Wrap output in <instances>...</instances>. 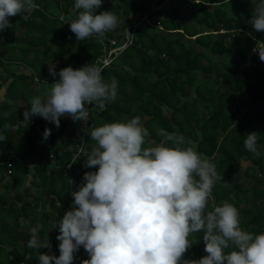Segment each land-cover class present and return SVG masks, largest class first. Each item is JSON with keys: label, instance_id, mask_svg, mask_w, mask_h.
Segmentation results:
<instances>
[{"label": "trees", "instance_id": "obj_1", "mask_svg": "<svg viewBox=\"0 0 264 264\" xmlns=\"http://www.w3.org/2000/svg\"><path fill=\"white\" fill-rule=\"evenodd\" d=\"M74 2L35 0L39 8L27 21L24 13L9 17L12 27L0 31V132L7 138L0 142V264H36L39 252L59 256V230L52 224L72 206L71 192L84 182V173L98 170L84 167L95 146L84 129L135 116L149 130L148 140L161 142L157 128L178 132L216 165L222 180L207 210L228 201L239 210L243 229L264 232V62L252 53L264 32L248 23L259 0H102L96 14L113 11L118 27L84 40L67 24L69 16L75 18ZM128 27L132 43L102 73L106 82L118 81L117 98L103 110L96 107L85 128L67 115L59 128L40 116H32L27 128L15 127L32 97L46 98L36 83L51 87L59 80L49 74L50 63L59 73L96 62L105 54L104 43H122ZM251 132L261 135L258 158L244 147ZM33 164L28 187L24 177ZM69 179L77 184L70 186ZM13 185L18 189L11 197L7 189ZM26 221L29 229L22 228ZM37 224L52 250L27 247ZM202 235L189 237L193 245L184 259L207 255ZM85 259L81 246L73 264Z\"/></svg>", "mask_w": 264, "mask_h": 264}, {"label": "clouds", "instance_id": "obj_2", "mask_svg": "<svg viewBox=\"0 0 264 264\" xmlns=\"http://www.w3.org/2000/svg\"><path fill=\"white\" fill-rule=\"evenodd\" d=\"M101 5L102 0H75V18L69 16L67 24L77 40L102 38L118 27L113 11L96 14ZM38 8L35 0H0V31L12 27L9 17L24 13L21 18L27 21ZM248 23L264 32V0L253 7ZM252 53L264 62V40L256 41ZM102 73L98 61L78 69L68 66L59 73L50 63L49 74L59 80L46 98L30 99V108L15 127L22 123L27 128L32 116L57 128L66 115L86 123L90 118L86 104L103 110L117 98L118 81L113 77L106 82ZM84 131L95 142L84 167L98 170L84 173V182L71 192L72 206L52 224V230H59V256L39 252L36 264H73L81 246L89 256L81 264H264V232L243 229L239 210L228 201L207 210L213 187L222 177L184 135L157 128L162 137L157 144L147 139L150 133L140 116ZM50 134L46 128L44 140ZM260 138L251 132L244 139L245 149L257 158L262 155ZM6 139L0 132V142ZM146 142L148 147L143 146ZM41 228L37 224L30 229L27 247L52 250L48 237L40 238ZM197 232L203 233L207 255L184 259L193 245L189 237Z\"/></svg>", "mask_w": 264, "mask_h": 264}, {"label": "built area", "instance_id": "obj_3", "mask_svg": "<svg viewBox=\"0 0 264 264\" xmlns=\"http://www.w3.org/2000/svg\"><path fill=\"white\" fill-rule=\"evenodd\" d=\"M132 36H133V34H132L131 30H130V27H128V29L126 31V35H125V37L122 40V43L119 44L118 40L114 39V38H112L109 43H104L105 54H104V56L98 57L96 62L97 61L100 62L101 63L100 66L102 68H104L105 66L110 65L114 61L115 57L118 56L129 44L132 43ZM95 108H96L95 105H88L87 104V109H88V111L90 113V117H91L92 111ZM87 123H88V121L86 123H83V127L82 128H85L87 126ZM46 140L48 141L49 139L47 138ZM81 140H82V143H83L84 142V138L81 137ZM48 144H50V143H48ZM82 145L83 144L79 145L80 146V148H79L80 151L82 150ZM76 155H77V153H75V156ZM51 157L55 158L56 156H55L54 153H52ZM76 184H77V182L74 180V183L72 185L74 186Z\"/></svg>", "mask_w": 264, "mask_h": 264}, {"label": "rangeland", "instance_id": "obj_4", "mask_svg": "<svg viewBox=\"0 0 264 264\" xmlns=\"http://www.w3.org/2000/svg\"><path fill=\"white\" fill-rule=\"evenodd\" d=\"M21 69V68H20ZM25 70V69H24ZM201 75H202V72H198V77H201ZM41 83V84H40ZM40 83H36L37 85H36V87H37V89H38V91H40V92H43V95L44 96H46L47 95V93L49 92V88H50V84L48 85V84H46V87H45V84L44 83H42V82H40ZM203 110H204V108H203V106H201L200 107V109H199V112L200 113H202L203 112ZM169 110L167 109L166 110V112H168ZM246 164V163H245ZM33 166H34V164L33 165H30L28 168H27V171H26V173H25V177H26V179H27V183H26V185L29 187V186H31L30 184V180L32 179V171H33ZM29 178H31V179H29ZM29 179V180H28ZM18 188L16 187V185H13V186H11L10 188H8L7 189V191H8V195H10L11 197L12 196H14V193H15V191L17 190ZM2 192H4V190L2 191ZM212 199H213V197H211ZM28 223H27V221L26 222H24L23 223V229H29V227H28V225H27Z\"/></svg>", "mask_w": 264, "mask_h": 264}, {"label": "crops", "instance_id": "obj_5", "mask_svg": "<svg viewBox=\"0 0 264 264\" xmlns=\"http://www.w3.org/2000/svg\"><path fill=\"white\" fill-rule=\"evenodd\" d=\"M29 179H31V178H29ZM29 179H28V180H29ZM24 181H25V186H27V185H26V183H27V179H26V177H24ZM1 189H2L1 191H3V190H4L3 184H2V187H1Z\"/></svg>", "mask_w": 264, "mask_h": 264}]
</instances>
